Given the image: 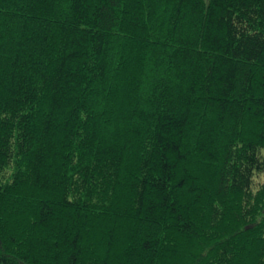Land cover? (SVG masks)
<instances>
[{"label":"trees","instance_id":"trees-1","mask_svg":"<svg viewBox=\"0 0 264 264\" xmlns=\"http://www.w3.org/2000/svg\"><path fill=\"white\" fill-rule=\"evenodd\" d=\"M264 0H0V264H264Z\"/></svg>","mask_w":264,"mask_h":264},{"label":"rangeland","instance_id":"rangeland-1","mask_svg":"<svg viewBox=\"0 0 264 264\" xmlns=\"http://www.w3.org/2000/svg\"><path fill=\"white\" fill-rule=\"evenodd\" d=\"M262 184H264V174H257L254 178L253 189L256 191Z\"/></svg>","mask_w":264,"mask_h":264}]
</instances>
